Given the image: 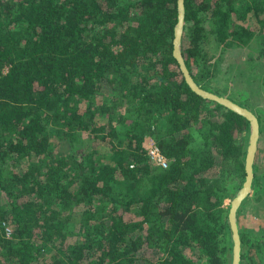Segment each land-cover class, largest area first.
Segmentation results:
<instances>
[{"label": "trees", "instance_id": "1", "mask_svg": "<svg viewBox=\"0 0 264 264\" xmlns=\"http://www.w3.org/2000/svg\"><path fill=\"white\" fill-rule=\"evenodd\" d=\"M185 9L194 79L250 108L227 52L261 35L247 58L264 56V0ZM177 15V0H0V264H231L225 200L246 175L249 122L187 84ZM148 136L169 168L153 167ZM240 232L242 264L264 263V235Z\"/></svg>", "mask_w": 264, "mask_h": 264}, {"label": "rangeland", "instance_id": "2", "mask_svg": "<svg viewBox=\"0 0 264 264\" xmlns=\"http://www.w3.org/2000/svg\"><path fill=\"white\" fill-rule=\"evenodd\" d=\"M260 37L257 36L255 42H253L249 47L233 48L228 50L226 64L230 69L229 75H231L234 79L231 86L228 83L230 90H233L239 96H241V94L236 91L237 89L240 92H242V90H246V98L248 99L245 100L246 103L250 105V109L253 110L257 115L261 114L264 121V90H262L260 86V82L263 79V73H261V71L264 72V56L259 59L258 63H256V59L253 60L252 63L247 58L250 55L255 56L257 51L261 49L263 39L261 35ZM212 49L216 51L218 49L217 45L213 43ZM249 84L256 88L254 92L247 88ZM220 85L222 86L223 83H220ZM107 96L110 100L116 95L108 94ZM150 140L154 141V138L148 136L146 142L149 143ZM255 163L258 166V185H256L254 181L251 194L242 204L239 219L241 226L247 233L259 236L262 234L264 235V128L260 135ZM258 196L260 198H257ZM230 202V199H226L225 207H229ZM78 217H80L79 214H76V217L73 220V225L69 227L68 232H70V234L67 241L68 243H73L79 238L78 231L80 218ZM75 228L77 229L75 230Z\"/></svg>", "mask_w": 264, "mask_h": 264}, {"label": "water", "instance_id": "3", "mask_svg": "<svg viewBox=\"0 0 264 264\" xmlns=\"http://www.w3.org/2000/svg\"><path fill=\"white\" fill-rule=\"evenodd\" d=\"M177 22L174 28L173 55L176 58L180 70L190 88L203 98L218 102L234 112L244 116L249 122V139L245 159V178L241 187L237 190L231 200L228 209V220L230 223L232 236V261L231 264H242V238L240 232L239 209L246 198L251 194L255 181V160L259 147L261 135L260 120L258 115L250 108L237 103L226 95L207 90L201 87L190 72L183 52L182 42L185 26V0H177Z\"/></svg>", "mask_w": 264, "mask_h": 264}, {"label": "built area", "instance_id": "4", "mask_svg": "<svg viewBox=\"0 0 264 264\" xmlns=\"http://www.w3.org/2000/svg\"><path fill=\"white\" fill-rule=\"evenodd\" d=\"M146 154L151 160L154 167L165 170L169 168L171 160L162 152L161 148L155 144V141L150 140L145 145ZM6 236H11L12 228L7 222H2Z\"/></svg>", "mask_w": 264, "mask_h": 264}]
</instances>
